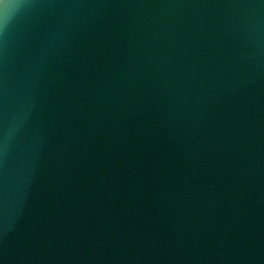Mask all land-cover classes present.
Masks as SVG:
<instances>
[{
  "label": "water",
  "instance_id": "water-1",
  "mask_svg": "<svg viewBox=\"0 0 264 264\" xmlns=\"http://www.w3.org/2000/svg\"><path fill=\"white\" fill-rule=\"evenodd\" d=\"M0 264H264V0H0Z\"/></svg>",
  "mask_w": 264,
  "mask_h": 264
}]
</instances>
